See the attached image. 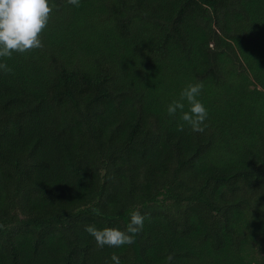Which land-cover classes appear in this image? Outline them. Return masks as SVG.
Instances as JSON below:
<instances>
[{"label": "trees", "instance_id": "trees-1", "mask_svg": "<svg viewBox=\"0 0 264 264\" xmlns=\"http://www.w3.org/2000/svg\"><path fill=\"white\" fill-rule=\"evenodd\" d=\"M52 2L0 58V264H264V0ZM197 82L202 132L166 110Z\"/></svg>", "mask_w": 264, "mask_h": 264}, {"label": "clouds", "instance_id": "clouds-1", "mask_svg": "<svg viewBox=\"0 0 264 264\" xmlns=\"http://www.w3.org/2000/svg\"><path fill=\"white\" fill-rule=\"evenodd\" d=\"M72 5H78L79 0H68ZM52 0H0V58L10 57L14 52L24 53L31 49L40 48L42 40L40 34L49 22L53 11ZM0 70H7L4 63H0ZM203 84L200 82L189 84L180 92L179 99H174L167 105L170 117L178 111L184 122L193 131L202 132L208 111L204 103L198 99ZM185 102L188 105L185 111ZM144 226V216L133 212L129 225L119 228L105 227L98 229L93 225L86 226L85 230L94 238L98 247L120 248L132 245L135 242L133 233H139ZM111 264H121L120 257L113 254Z\"/></svg>", "mask_w": 264, "mask_h": 264}]
</instances>
